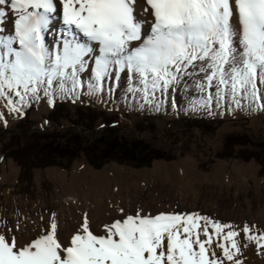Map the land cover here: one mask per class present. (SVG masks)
<instances>
[{"label": "snow or ice", "instance_id": "snow-or-ice-1", "mask_svg": "<svg viewBox=\"0 0 264 264\" xmlns=\"http://www.w3.org/2000/svg\"><path fill=\"white\" fill-rule=\"evenodd\" d=\"M5 5L16 17L7 34L0 7V98L9 112L23 114L45 97L54 106L95 95L108 79L119 86L124 72L127 91L147 103L157 93L160 102L172 97L198 71L205 75L196 88L206 93L199 107L250 100L264 108V0H0ZM46 33L58 47L46 44ZM85 83L88 91L78 92ZM118 210L120 218L96 227L84 213L70 239L55 212L33 229L5 225L0 264H245L241 233L264 251V230L255 225L239 229L198 212Z\"/></svg>", "mask_w": 264, "mask_h": 264}, {"label": "rangeland", "instance_id": "rangeland-1", "mask_svg": "<svg viewBox=\"0 0 264 264\" xmlns=\"http://www.w3.org/2000/svg\"><path fill=\"white\" fill-rule=\"evenodd\" d=\"M45 41L58 47L55 36ZM200 76L180 86L184 96L154 106L127 91V72L119 86L108 79L102 92L57 99L54 106L45 97L28 113L9 112L0 98V230L15 229L18 221L33 229L55 212L71 237L84 213L96 227L120 218V207L127 214L198 212L239 229L247 223L264 230V108L250 100L199 107L196 101L206 95L196 88ZM258 87L264 85L258 81ZM87 91L86 83L78 90ZM26 160L32 166L27 187L19 180ZM188 162L245 169L216 178L172 170ZM240 240L248 244L242 260L253 264L264 251L243 233Z\"/></svg>", "mask_w": 264, "mask_h": 264}, {"label": "bare ground", "instance_id": "bare-ground-1", "mask_svg": "<svg viewBox=\"0 0 264 264\" xmlns=\"http://www.w3.org/2000/svg\"><path fill=\"white\" fill-rule=\"evenodd\" d=\"M0 7H5L6 12H7V15H6V18H5V22H4V24L2 26L6 29V33L8 31H10V30H11V32H13V25L11 26V22L13 23L14 19L16 18L15 17V13L11 11L10 6H8V5L0 6ZM147 19H148L149 23L142 25V32L145 35L150 33L149 24L151 23V18H147ZM54 24H55L56 28L62 27V24H60L59 22H54ZM46 36L49 37V38H52L55 35L46 33L45 37ZM164 168L166 169V171H167V169L171 170V167H166L165 166ZM237 168L238 169H245L242 166H238ZM237 168H235V169L233 167L230 168V167H227L224 164H216L215 166L207 167L205 165V163H191V162H188L187 164H180L178 166L175 165V167L172 170H174L175 174H177V173L181 174L184 171H187L188 174H193V173L196 174L197 173V174L204 175L205 177L216 178V177H220L222 175H226L228 177H234V176H236V169ZM64 234H65V237L67 239H70V236L67 233V231H65ZM252 263L253 264H264V252H259V253L255 254Z\"/></svg>", "mask_w": 264, "mask_h": 264}, {"label": "trees", "instance_id": "trees-1", "mask_svg": "<svg viewBox=\"0 0 264 264\" xmlns=\"http://www.w3.org/2000/svg\"><path fill=\"white\" fill-rule=\"evenodd\" d=\"M189 71H193V70H192V69H189ZM199 74H200V73L197 71L193 76H190V77H189V76H185V77H183V79L181 80L180 84L175 85L177 91H176L174 94H175V95H178V96H176V97H179L180 95H183V94H184L183 91L181 92V90H182L183 88L180 87V86H183V85L189 83L190 79H194V80H195L198 76H200ZM204 75H205V74H203V76L201 75L199 79H203ZM198 81H199V80H198ZM128 84H129V83H126L125 86L128 87ZM207 91L210 92L209 89H208ZM183 96H184V95H183ZM176 97H175V98H176ZM183 99H184V97H183ZM242 101H243V100H242ZM242 101H241V103H242ZM245 101H247V100H245ZM35 102H36V101H33V102L31 103V106H30V107L24 108V109H23V112L28 113L29 110H30V108L32 107V105H33ZM159 103H160V100H158L157 102L152 103V106H154L155 104H159ZM130 104H131V103H130ZM254 105H256V104L254 103ZM21 123H23V122L20 120V121L16 122L15 124H16V125H17V124H18V125H19V124L21 125ZM31 168H32L31 164L26 160V161L24 162V164L22 165V168H21V171H20V178H19V180H20L21 183H24V184H25V187H27L28 185H30V183L32 182V172H31Z\"/></svg>", "mask_w": 264, "mask_h": 264}, {"label": "crops", "instance_id": "crops-1", "mask_svg": "<svg viewBox=\"0 0 264 264\" xmlns=\"http://www.w3.org/2000/svg\"><path fill=\"white\" fill-rule=\"evenodd\" d=\"M19 175V174H18ZM17 181H18V178H17Z\"/></svg>", "mask_w": 264, "mask_h": 264}]
</instances>
